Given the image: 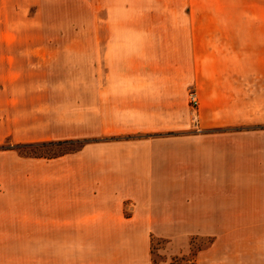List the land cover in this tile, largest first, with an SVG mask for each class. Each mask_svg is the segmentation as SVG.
<instances>
[{
	"label": "crops",
	"instance_id": "0c3cea01",
	"mask_svg": "<svg viewBox=\"0 0 264 264\" xmlns=\"http://www.w3.org/2000/svg\"><path fill=\"white\" fill-rule=\"evenodd\" d=\"M62 1L0 0V144L22 136L10 114L44 117L47 129L24 137H108L52 158L34 178V226L47 225L50 264H151L152 236L168 239L159 264H169L189 234L214 237L197 264H264V129L194 131L217 124L219 104L227 125L264 122V59L250 63L218 14L235 0H189L204 1L191 13L209 25L189 26L188 41L172 33L167 45L147 26L186 0H94L96 41L46 40L44 19ZM76 49L90 72L56 85L58 59ZM8 159L0 150V243L9 240Z\"/></svg>",
	"mask_w": 264,
	"mask_h": 264
},
{
	"label": "rangeland",
	"instance_id": "374dc122",
	"mask_svg": "<svg viewBox=\"0 0 264 264\" xmlns=\"http://www.w3.org/2000/svg\"><path fill=\"white\" fill-rule=\"evenodd\" d=\"M168 4L169 12L166 15L168 17H165L163 14V19H161V22L159 20L158 25L152 22L151 26H147L148 30L146 33L152 36L149 37L150 39L153 40L156 38L161 41V43L163 42L167 45L168 42H170L168 37H171L173 33L174 39L175 36L177 39L181 37V40L185 37V40L188 41V36H190L188 34L190 29L189 26L192 24L202 27L209 25L208 17H200L199 19L191 13L194 5L195 8L197 7L198 9V7L204 4V1L197 3L190 2L189 0L179 3L169 1ZM219 4H221L223 11L227 8V13L221 12L218 14L226 15V30L228 35L232 37L231 40L236 43L237 47H240L242 44L244 49L246 47L248 48V59L250 63H253L254 55L264 59V0H235L233 2H220ZM96 6L97 3L94 0H67L57 3L56 16L44 19L46 25L44 36L46 40L75 43L88 38L89 41H96ZM171 9L174 10L171 11ZM220 19L222 20V18ZM141 20L142 19L138 18V23L139 21L141 22ZM87 27H90V34H86V32H84V34L82 32V29ZM93 28L94 30H92ZM140 28L141 26L138 24V30ZM146 33L144 27H142V30L137 32V36L140 35L143 38ZM209 36L210 34L208 33L201 35L204 41H208ZM221 38L223 40L224 37ZM231 40L229 39V41ZM73 52L74 58L72 61L68 59H58L56 73L51 75L56 85H64L65 83L63 81L69 80V77L75 83L80 79L79 76L82 73L90 72L87 70L88 67L86 68L83 65L82 53L84 51L76 49ZM93 68L95 72V67ZM191 91L195 92L194 96L196 101L194 102L190 99ZM187 97L188 104L194 113L193 124H196L197 121L195 116L199 107V98L194 89H190ZM220 106L223 105L219 104L217 108L218 112L222 110L217 114V124L211 128L205 129L195 127L194 131L196 134L208 133L210 134L209 136L215 135L216 137H223L227 131L236 128H243L246 130L264 129V122H254L252 121V117L249 118L250 122L246 124H236L233 126L225 124L224 112ZM9 116L10 130L23 131L25 133L21 132L22 136L20 137L17 135L14 137L10 135L7 140L0 144V150L9 154V187L7 195L9 204V240L6 243H0V250H3V257L0 258V260L3 261V264H6L5 261H7V264H50V260H53L55 254H53V257L50 255L51 246L48 240L47 225L39 227L40 225L37 222V225L34 226L35 220L38 221L39 218L37 219L33 215V202H35L36 196V201H39L38 197L40 194L38 191L39 188L35 189L36 184L34 178L36 176L35 180L37 181L42 178L40 176L45 174L48 170L49 162L52 158H48L47 147L41 145L28 146L27 144L50 140L58 141L64 138L49 139L48 134L46 135L47 140L45 136L24 137L23 134H26L29 130L31 132L36 130L35 132L37 133L45 131L47 127L44 117L38 113L10 114ZM208 116L212 117L213 115ZM59 123L65 125L64 122H58V125ZM66 124H69V122L66 121ZM62 130L65 131L64 129H59L58 132L63 134ZM158 135L161 134H154V136ZM102 138L106 140L108 137ZM102 138L84 137L82 139H86L87 143H90L96 142ZM72 146L74 147L75 145ZM57 148L59 149V147H53L54 150H57ZM53 149L49 151H53ZM44 189H47V186H45ZM38 192L39 194H37ZM192 237L194 241L193 248H191L192 246L190 245V239ZM211 239L212 241L210 242ZM213 240L214 237L210 235L189 234L188 250L184 253L170 255L169 264H197L198 253L203 249H207ZM167 242V238L151 237V256L159 260L157 264L165 258L164 250L166 249ZM197 247L199 250L193 252L192 249L196 250L198 249ZM53 249L55 250V246Z\"/></svg>",
	"mask_w": 264,
	"mask_h": 264
},
{
	"label": "trees",
	"instance_id": "16d2710c",
	"mask_svg": "<svg viewBox=\"0 0 264 264\" xmlns=\"http://www.w3.org/2000/svg\"><path fill=\"white\" fill-rule=\"evenodd\" d=\"M86 143H87L86 139L77 138V139H66V140H58V141H52V140L40 141V142H36V143H28L27 145L28 146H31V145L45 146V147H47V150H48V152H47V155H49L48 158H54V157H58V156H61L63 154H66V153L76 152V151L80 150ZM72 145H75V146L73 147ZM22 146H26V145H22ZM62 146H69V147L63 148ZM53 147H55V148L59 147V149L57 148V150H54ZM50 149H53V151H49ZM211 241H212V239L210 240V242ZM193 243H194V241H193V237H192L190 239V245L192 246V247L190 246L191 248H193ZM198 250H199V248L196 250L192 249L193 252L198 251ZM158 261L159 260H157L156 258L154 259L152 257L151 264H157ZM170 264H173V263H170Z\"/></svg>",
	"mask_w": 264,
	"mask_h": 264
},
{
	"label": "built area",
	"instance_id": "2783aa9c",
	"mask_svg": "<svg viewBox=\"0 0 264 264\" xmlns=\"http://www.w3.org/2000/svg\"><path fill=\"white\" fill-rule=\"evenodd\" d=\"M194 93H195L194 91H191V94H190V99H191L192 102L196 101Z\"/></svg>",
	"mask_w": 264,
	"mask_h": 264
}]
</instances>
